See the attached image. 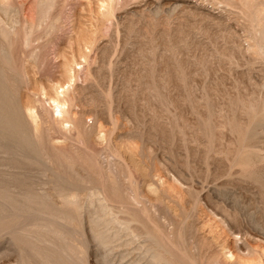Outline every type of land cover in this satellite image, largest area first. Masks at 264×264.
I'll list each match as a JSON object with an SVG mask.
<instances>
[{"label": "rangeland", "instance_id": "374dc122", "mask_svg": "<svg viewBox=\"0 0 264 264\" xmlns=\"http://www.w3.org/2000/svg\"><path fill=\"white\" fill-rule=\"evenodd\" d=\"M0 46V264H264V0H0Z\"/></svg>", "mask_w": 264, "mask_h": 264}, {"label": "bare ground", "instance_id": "6f19581e", "mask_svg": "<svg viewBox=\"0 0 264 264\" xmlns=\"http://www.w3.org/2000/svg\"><path fill=\"white\" fill-rule=\"evenodd\" d=\"M51 5V4H50ZM46 11V10H45ZM44 13V12H43ZM44 22V21H43ZM42 25V24H41ZM53 25V24H52ZM3 26V25H2ZM18 26V25H17ZM18 29V28H17ZM4 30V29H3ZM6 30V29H5ZM11 31V30H10ZM9 31V32H10ZM6 33L7 32H5V35H6ZM11 33V32H10ZM4 34V33H3ZM2 34V35H3ZM9 35V34H8ZM9 37V36H8ZM5 38V37H4ZM3 42H5V41H3ZM6 43V42H5ZM3 45V44H2ZM0 48H2V46H0ZM2 50V49H1ZM3 51V50H2ZM1 52V51H0ZM2 53V52H1ZM4 53V52H3ZM6 53V52H5ZM1 60V59H0ZM9 72V71H8ZM6 73V72H5ZM9 75V74H8ZM0 77H1V75H0ZM11 83V82H10ZM62 86H60V88H61ZM0 88H1V86H0ZM3 89V88H2ZM60 90V89H59ZM9 91H10V89H9ZM61 92H64V89L61 91ZM3 98H5L4 97V94L1 92V90H0V99H3ZM61 99V98H60ZM59 98L58 99H55L54 100V102L56 103V106H57V108H59V114L61 115V117L63 116V117H65V113H66V110H65V108H64V106H65V102H62L61 100H60ZM3 101V100H2ZM1 101V102H2ZM1 102H0V143H2V144H7L8 142H10V141H12V138H10L11 137V135L14 133V132H17V130H16V128H18L17 127V124L16 123H14V122H12V121H14V120H10L11 119V117H9L8 115H7V110L9 109H7L6 110V108H5V105L3 106L2 104H1ZM6 102V101H5ZM6 104H7V102H6ZM9 111V110H8ZM13 119V118H12ZM16 120V119H15ZM17 122V121H16ZM33 131V130H32ZM19 132H20V130H19ZM18 133V132H17ZM39 133V132H38ZM37 133V134H38ZM41 135V134H40ZM39 135V136H40ZM43 136V135H42ZM41 136V137H42ZM14 137V136H13ZM17 138V137H16ZM15 138V139H16ZM39 138V137H38ZM36 139V138H35ZM18 140V139H17ZM29 140V139H28ZM31 140V139H30ZM16 141V140H15ZM14 140H13V142H15ZM13 142H10V143H13ZM22 143V142H21ZM16 144V143H15ZM16 148L17 149H15V150H22L21 148H23V146H22V144H19V143H17L16 144ZM42 150V149H41ZM2 188V187H1ZM5 195H3L2 193H0V198H2V197H4ZM3 201V200H2ZM14 201V205H12L13 207H15L16 209H26V207L27 208H32L33 206H31L32 204L34 205V201H32V204L30 203V202H27L26 200H21V199H14L13 200ZM10 198H8V199H6L5 201H3V202H5V203H10V202H13ZM78 203V202H77ZM26 211V210H25ZM55 216V215H54ZM57 217V219H64V217H62L61 215H57V216H55V218ZM70 221V220H69ZM5 224V223H4ZM43 229V231H45L46 233H51V235H52V238H50V237H47V236H42V235H39V236H37V238H33V239H36V241L35 242H38V243H43V244H48L47 246H50V253L51 254H47V257L45 256V255H42L41 257H43L44 258V260L46 261V263H54V264H57V261H56V259L58 258L57 256H59V254H61V256H63V257H66V258H68V259H70L71 257H73L74 256V251L72 252V250H70V249H68L69 247H68V245H70V243L67 245V247H63V245H61V252L60 251H58V249H56L55 247H56V245L58 244H56V242L54 241V239L53 238H57V239H59V240H62V242L63 241H66V237H63L62 238V235L60 234V231H57L56 229H50V228H48V227H46V226H43L42 227ZM49 230V231H48ZM37 232H38V230H37ZM99 234V233H98ZM97 236V235H96ZM98 237V236H97ZM26 238V237H25ZM26 239H28V238H26ZM31 241H33L32 239H30ZM34 242V241H33ZM34 244H36V243H34ZM62 244V243H61ZM42 245V244H41ZM65 245V246H66ZM36 246V245H35ZM44 246V245H43ZM58 246V245H57ZM53 247V248H52ZM59 247V246H58ZM48 248V247H47ZM60 250V249H59ZM27 253V252H26ZM35 253V252H34ZM38 253V252H37ZM59 253V254H58ZM58 254V255H57ZM76 254V253H75ZM39 255H41V253L39 254ZM33 256V255H32ZM36 256V255H35ZM76 256V255H75ZM163 256V255H162ZM169 257V256H168ZM191 257H194V256H191ZM39 258H40V256H39ZM43 258L41 259V260H43ZM170 259V258H169ZM61 260V259H60ZM70 260H72V259H70ZM161 260V259H160ZM62 261V260H61ZM60 261V262H61ZM73 261V260H72ZM216 261H217V259H216ZM219 261V260H218ZM27 262V261H26ZM40 262V261H39ZM60 262H59V259H58V264H60ZM63 262V261H62ZM66 262V261H65ZM197 262V261H196ZM213 262V261H212ZM211 262V263H212ZM191 263V262H190ZM217 263V262H216ZM225 263V262H224ZM62 264V263H61ZM69 264V263H68ZM214 264V263H213ZM222 264V263H221Z\"/></svg>", "mask_w": 264, "mask_h": 264}]
</instances>
